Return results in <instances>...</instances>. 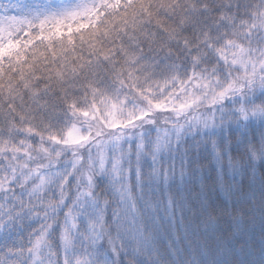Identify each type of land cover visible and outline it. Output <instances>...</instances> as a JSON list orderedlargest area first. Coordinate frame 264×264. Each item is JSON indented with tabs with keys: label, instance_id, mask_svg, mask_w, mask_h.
<instances>
[{
	"label": "snow or ice",
	"instance_id": "6c2138e0",
	"mask_svg": "<svg viewBox=\"0 0 264 264\" xmlns=\"http://www.w3.org/2000/svg\"><path fill=\"white\" fill-rule=\"evenodd\" d=\"M0 264H264V0H0Z\"/></svg>",
	"mask_w": 264,
	"mask_h": 264
},
{
	"label": "trees",
	"instance_id": "16d2710c",
	"mask_svg": "<svg viewBox=\"0 0 264 264\" xmlns=\"http://www.w3.org/2000/svg\"><path fill=\"white\" fill-rule=\"evenodd\" d=\"M258 259H260V258H258Z\"/></svg>",
	"mask_w": 264,
	"mask_h": 264
}]
</instances>
